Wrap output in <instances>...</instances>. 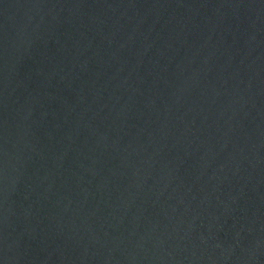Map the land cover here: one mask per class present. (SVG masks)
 I'll return each instance as SVG.
<instances>
[{
	"label": "water",
	"instance_id": "water-1",
	"mask_svg": "<svg viewBox=\"0 0 264 264\" xmlns=\"http://www.w3.org/2000/svg\"><path fill=\"white\" fill-rule=\"evenodd\" d=\"M0 264H264V0H0Z\"/></svg>",
	"mask_w": 264,
	"mask_h": 264
}]
</instances>
